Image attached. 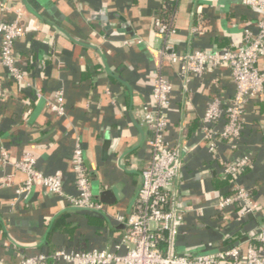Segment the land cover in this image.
<instances>
[{"label": "crops", "instance_id": "obj_1", "mask_svg": "<svg viewBox=\"0 0 264 264\" xmlns=\"http://www.w3.org/2000/svg\"><path fill=\"white\" fill-rule=\"evenodd\" d=\"M3 2L0 20H18L26 33L14 48L23 77L16 79L0 57V159L3 151L8 153L0 164V264H18L22 254L60 248L113 250L121 241L126 223L114 215L135 207L153 135L135 111L152 106L157 71L173 84L167 139L181 145L184 156L174 183L185 210L179 251L246 249L250 235L264 230V93L246 106L241 138L211 149L200 130L201 118L212 97L234 96L231 68L209 66L187 89L179 64L161 54L167 44L181 53L237 45L246 27L256 29L258 9L238 0ZM165 3L177 5L175 32L168 36L155 25V13ZM259 67L264 71V56ZM59 91L65 99L63 116L48 105ZM77 144L84 150L95 199L106 189L114 193L111 203L104 202L107 212L77 208L67 199L77 193L72 166ZM27 153L44 174L62 173L64 194L40 185L17 193L27 175L15 163ZM245 154L251 166L238 182L253 191L260 211L247 217L234 209L222 213L218 201L232 192L222 162ZM229 239L233 242L228 244ZM126 250L124 246L120 253Z\"/></svg>", "mask_w": 264, "mask_h": 264}, {"label": "built area", "instance_id": "obj_2", "mask_svg": "<svg viewBox=\"0 0 264 264\" xmlns=\"http://www.w3.org/2000/svg\"><path fill=\"white\" fill-rule=\"evenodd\" d=\"M244 5L258 9L256 29L246 27L243 39L237 45L224 49L191 50L177 52L169 44L161 54L171 63L179 64L180 76L185 80V88L195 76H201L207 67L218 68L223 64L231 68L236 84L232 98L214 96L209 101L201 118V133L211 149L221 141L235 142L244 131V111L248 103L264 93V71L259 60L264 56V0H238ZM0 5L4 6L3 0ZM155 25L166 36L175 32L174 25L155 20ZM26 33L18 20H0V57L16 79L23 72L15 63L14 48L18 38ZM173 84L157 71L153 86V104L135 111L138 119L145 122L153 135L148 139L150 161L142 172V185L134 209L128 214L116 213L115 220L126 223V232L113 250H75L60 248L52 252L36 255L22 254L18 264H264V230L254 235L246 249L232 246L209 253L180 252L179 236L185 225V210L174 191V183L184 167L183 149L167 139L170 119L167 114ZM3 90L0 84V96ZM48 105L54 112L63 116L66 113L62 92H57L54 101ZM222 123V125H221ZM8 159L2 152L0 164ZM15 166L26 173V180L17 193L29 192L35 185L44 187L52 194H64L63 175L44 174L37 168L35 157L27 153ZM77 193L67 195L72 206L99 212H107L101 200L95 199L91 180L85 165L84 150L81 144L75 146L72 156ZM251 166L248 154L235 161L222 162V176L229 179L232 192L223 195L218 201V211L226 213L237 210L241 216L257 214L260 211L254 193L238 182L239 177ZM126 246V252L120 253ZM51 261V263H49Z\"/></svg>", "mask_w": 264, "mask_h": 264}, {"label": "trees", "instance_id": "obj_3", "mask_svg": "<svg viewBox=\"0 0 264 264\" xmlns=\"http://www.w3.org/2000/svg\"><path fill=\"white\" fill-rule=\"evenodd\" d=\"M176 10H177V5L176 4H168V3H165V5L158 9L155 13V18L163 23H166V24H171L173 25L174 24V18H175V15H176ZM77 208H80V207H77ZM83 209V208H81ZM64 214H62L61 216L57 217L55 219V222L52 226V229L55 227H58V223L60 220H62V218H64ZM258 232H255V233H252L250 236H251V240L254 241V235L257 234ZM233 242V239H229L227 240V243H232Z\"/></svg>", "mask_w": 264, "mask_h": 264}, {"label": "water", "instance_id": "obj_4", "mask_svg": "<svg viewBox=\"0 0 264 264\" xmlns=\"http://www.w3.org/2000/svg\"><path fill=\"white\" fill-rule=\"evenodd\" d=\"M99 195H100V200L106 203H111L113 201L111 197L114 198V193L111 189L103 190L99 193Z\"/></svg>", "mask_w": 264, "mask_h": 264}]
</instances>
